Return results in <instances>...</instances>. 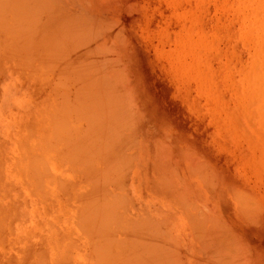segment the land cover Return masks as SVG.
I'll list each match as a JSON object with an SVG mask.
<instances>
[{"label": "rangeland", "instance_id": "rangeland-1", "mask_svg": "<svg viewBox=\"0 0 264 264\" xmlns=\"http://www.w3.org/2000/svg\"><path fill=\"white\" fill-rule=\"evenodd\" d=\"M27 1L22 0L30 9L14 4L0 17L3 34L14 20L12 28L28 27L29 34L36 28L28 46L21 42L36 56L35 75L15 64L0 41V263L28 264L43 250L45 264H58L55 250L79 238L71 224L80 218L83 203L79 198L76 204L78 197L71 194L81 184V157L70 143H78L80 135L95 138L96 130L94 121L85 120L93 109L87 102L89 111L80 112L82 102L74 95L84 76L96 79L91 89H99L105 119L111 118L96 127L101 146L110 152L100 150L108 159L102 164L108 181L101 178L97 196L102 204L107 199L108 213L115 210L114 220L121 222L112 241L129 249L126 264L135 255L137 264H208L207 257L212 264H264V0ZM1 4L0 15L6 14ZM50 69L60 71L51 76ZM57 95L75 102L68 106ZM63 118L68 128L75 126L70 134L78 139H62ZM105 122L111 131L115 124L122 137L109 136ZM34 149L48 166L38 163L40 175L47 169L39 191L27 181L33 170L28 152ZM131 245L137 248L130 251Z\"/></svg>", "mask_w": 264, "mask_h": 264}, {"label": "bare ground", "instance_id": "bare-ground-1", "mask_svg": "<svg viewBox=\"0 0 264 264\" xmlns=\"http://www.w3.org/2000/svg\"><path fill=\"white\" fill-rule=\"evenodd\" d=\"M1 1L2 0H0V4H1ZM13 1V0H12ZM12 1H10V3H7L5 0H4V3L6 2L7 4H3V6H2V4H1V8H3L4 6H6V8H5V10H4V8L2 9V10H4L5 12H6V14L3 12H1L2 14L0 15V17H3V16H7L8 15V10H11V12L14 10V4H15V6H22V0H14L16 3H12L11 4V2ZM13 1V2H14ZM29 1V0H28ZM27 1V2H28ZM35 1V0H34ZM33 1V2H34ZM31 2V1H30ZM33 2L31 3V6H34L35 7V5L33 4ZM35 3V2H34ZM37 3V2H36ZM41 3V2H40ZM40 3H38V4H40ZM26 4V3H25ZM24 3H23V5H25ZM41 5H43V4H41ZM40 6V5H39ZM38 6V7H39ZM30 7V6H29ZM29 7H27V5H25V8H29ZM41 7V6H40ZM30 9V8H29ZM28 10V9H27ZM32 10V9H31ZM34 10V9H33ZM39 10V9H38ZM45 10H47V9H45ZM29 11V10H28ZM41 11H43V10H41ZM32 12V11H31ZM30 13V12H29ZM41 13V12H40ZM39 13V14H40ZM254 13V12H253ZM4 14V15H3ZM33 14L34 13H32V16H33ZM36 15V14H35ZM5 16V17H6ZM30 16V15H29ZM28 16V17H29ZM41 16H42V13H41ZM4 17V19H6ZM36 17V16H35ZM45 17V16H44ZM221 17V16H220ZM27 18V17H26ZM29 19V18H28ZM31 19V18H30ZM33 19V18H32ZM242 20V19H241ZM29 22H31V20H28ZM50 21V20H49ZM48 21V22H49ZM24 22H26V20L24 21L23 20V24H24ZM28 22V23H29ZM32 22H34V21H32ZM12 24H14L15 23V20L14 21H12L11 22ZM38 23V22H37ZM258 23V22H257ZM12 24H10L9 26H10V29L8 30L9 31V33H6L5 34V32H4V34L2 33V31H0V41L3 43V49H4V51H6L7 53H8V57L10 58V59H13V61H15V64L17 63L18 65H19V67H25L26 69H27V71L28 72H30V73H32V74H36V72H35V69L33 68V64H34V60H35V57L33 58V55H35L34 54V52H33V50L30 48V49H28V47L27 48H24V47H26V46H28L29 44H30V41H32V40H30L29 39V37L31 38L32 36H31V32H33L34 30H36V28L34 29V27L32 26V28L34 29L33 31H30V34H29V30H28V32H27V30H25V29H27L28 27H26L25 29L23 28H20L19 26H18V24L16 25V26H13L14 28H12ZM22 24V25H23ZM31 23H29L28 24V26L30 25ZM47 24H49V23H47ZM54 24V23H53ZM89 24H91V23H89ZM251 24V23H250ZM249 24V25H250ZM259 24V23H258ZM32 25V24H31ZM24 26H26V25H24ZM95 26V25H94ZM1 27V26H0ZM36 27V26H35ZM60 28V27H59ZM91 28V27H90ZM98 28V27H97ZM12 29V30H11ZM22 29V30H21ZM38 29H40V28H38ZM60 29H62V28H60ZM99 29V28H98ZM66 31V30H65ZM64 31V32H65ZM89 31L90 30H88V31H85V32H88L89 33ZM95 30L93 29V31L92 32H94ZM242 31V30H241ZM251 31H252V29H251ZM35 32V31H34ZM32 33V35H33V37L35 36V33ZM91 32V31H90ZM36 33H37V31H36ZM40 33V32H39ZM59 33V32H58ZM57 33V34H58ZM63 33V32H62ZM242 33V32H241ZM89 34H91V33H89ZM95 34V33H94ZM3 35V36H2ZM40 35V34H39ZM60 35V34H59ZM61 35H63V34H61ZM61 35H60V37H61ZM75 35V34H74ZM41 36V35H40ZM39 36V37H40ZM43 36V35H42ZM77 36V35H76ZM37 37V36H36ZM53 37H55L54 35H53ZM65 37V36H64ZM74 37V36H73ZM35 38V37H34ZM42 38V37H41ZM70 38V37H69ZM33 39V38H32ZM54 39V38H53ZM86 39V38H85ZM263 39H264V37H263ZM60 40V39H59ZM58 40V41H59ZM79 40H81V39H79ZM178 40V39H177ZM33 41H34V39H33ZM84 41V40H83ZM249 41V40H248ZM1 42H0V44H1ZM21 42H22V44L24 45V47L22 46V44H21ZM61 42H62V40H61ZM76 42V41H75ZM67 43V42H66ZM77 43V42H76ZM248 43V42H247ZM36 44V43H35ZM54 44V43H53ZM58 44H60V43H58ZM57 44V45H58ZM63 44V43H62ZM251 44V43H250ZM250 44H248L249 46H250ZM85 45V44H84ZM1 46V45H0ZM31 46H33V42H32V45ZM53 46V45H52ZM57 47V46H56ZM70 47V46H69ZM59 48V47H58ZM57 48V49H58ZM64 48V47H63ZM1 49V48H0ZM55 49V48H54ZM32 52H31V51ZM52 50V49H51ZM60 50V49H59ZM79 50V49H78ZM35 51V50H34ZM39 51V50H38ZM38 51H37V53H38ZM53 52H54V50H52ZM52 51H50V52H52ZM62 51H65V48L64 49H62ZM72 51V50H71ZM36 52V51H35ZM52 52V53H53ZM51 53V54H52ZM54 53H56V51L54 52ZM55 55V54H54ZM63 55V54H62ZM228 55V54H227ZM2 56V55H1ZM30 56H32V58L30 57ZM68 56V55H67ZM66 56V57H67ZM3 57V56H2ZM65 57V56H64ZM48 58V57H47ZM3 59V58H2ZM66 59V58H65ZM65 59H63V61H65ZM77 59V58H76ZM1 60V59H0ZM2 61V60H1ZM6 61V60H5ZM11 61V60H10ZM62 61V62H63ZM7 62V61H6ZM58 62V61H57ZM57 64V63H56ZM55 64V65H56ZM82 64V63H81ZM10 65H11V63H10ZM35 65V64H34ZM52 65V64H51ZM2 66V65H1ZM0 66V67H1ZM58 66V65H57ZM63 65H61V67H62ZM64 66L65 67H69V66H66V64H64ZM63 66V67H64ZM75 66V65H74ZM17 67V66H16ZM63 67L61 68V69H63ZM64 67V69L65 70H67V68H65ZM49 68H50V66H49ZM58 68V67H57ZM75 68V67H74ZM44 69H48V68H44ZM63 69V70H64ZM69 69V68H68ZM95 69V68H94ZM1 70V69H0ZM55 70H59V69H54V70H52L51 71V69H50V71H48L49 72V74L51 75V76H53V71H55ZM61 71V72H65V74H66V71ZM92 70V69H91ZM60 71V70H59ZM68 71V70H67ZM96 71H98L97 70V68H96ZM76 72V71H75ZM98 72H100V71H98ZM97 72V73H98ZM55 73V72H54ZM74 73V72H73ZM75 74V73H74ZM103 74H104V72H103ZM56 75V74H55ZM62 75H64L63 73H61L60 74V78H62L61 76ZM76 75V74H75ZM84 75V74H83ZM44 81L46 80L45 78L47 77V74H44ZM57 76H58V74H57ZM67 76V75H66ZM89 76V75H88ZM98 76V75H97ZM56 77V76H55ZM69 77H71V76H69ZM79 77V76H78ZM99 77V76H98ZM60 78H58L59 80H60ZM83 78H84V76H83ZM83 78H80V84H78L79 85V87L77 88V94H74L75 96L77 95V97L76 98H78L79 100H80V102H78V103H81L83 106L81 107V105H80V107L82 108L81 110H80V112L83 110V108L84 109H86L84 106L86 105V103L88 102V104L90 105V107L88 108L89 110H90V108L91 109H93L91 112H89V115H88V118H86L85 117V120L87 119L88 121H89V119L93 122H95L94 124H96V126H95V131H94V133L92 132V130L93 129H91L92 127H90L89 129L91 130V134H95L94 136H95V138H92V137H88V139L89 140H86V138H83V136H79L80 137V139H79V141L78 140H75V141H77L78 143H76L75 142V144H74V137L75 136H78L77 134H75V136L73 135V137H72V134H73V131L72 130H75V126H74V129H73V126L71 127V125H69V128L71 129L72 128V130L70 131V129L68 128V122H67V119L65 120V118H63V120H62V122H61V125L60 126H62V129H61V131H62V133H63V136H62V139H63V137H65L66 139H65V141L66 142H71V141H73V142H71L70 144H71V146H70V144L67 146V144H66V146L64 147V148H66V147H69L70 146V149L73 147V145H74V147L72 148L73 149V152H74V150H78V152L79 153H76L77 152V150H76V152H74V153H76L77 155H79L80 157H81V161H80V166H79V168H80V171H78L77 170V172H80V174H81V184H80V186L76 189V190H72V197H74V198H76V196L78 197V201L76 202V204H78V205H80V200H79V198H81L82 199V203L83 204H81V209L82 210H79V212H77V213H80L81 211V215H79L80 216V218L79 219H77V220H75L72 224H71V227L72 228H74V230L76 231V232H79V238L78 239H76V240H66V242H64L63 243V249L62 250H60V251H58V250H55V253H56V257H57V260H58V264H123L124 262V264H126V261H128L127 259H128V257L129 256H131V254H129L130 252H129V249L127 250L126 249V252L124 251L125 249H124V247H125V245L124 246H122V247H120V245L119 244H117V242H113L112 241V238H114V236H115V234H114V229H115V227H117V226H120L121 225V222L120 221H118V219H117V222L114 220V218H116V213H115V210L113 211L112 210V212H110V213H108V208H109V206L108 205H110V204H108L107 203V199H105L104 200V198H101V199H103L104 200V202L105 203H99L98 202V200H99V197L97 196L98 195V190H99V187H100V182H101V178H103V176L105 177V175L107 176V173L105 174V170H104V168H105V164L104 165H102L103 163H106V161L108 160V159H106L104 156V159H103V157H101L100 156V150L102 151V152H104L105 154L108 152V154H110V152L107 150L106 151V148L108 147V145H107V147L104 145L103 147L101 146V142H100V137L102 136L101 135V133H99V130H98V128H96V127H98V125H101V121H102V123H104V119H105V116H106V114H103V105L101 104V102H99L98 101V96H97V92H99V89L97 88V89H95V91L94 90H92L91 88H93V87H96L95 86V82L94 81H96V79H83ZM56 79H57V77H56ZM56 79H55V81H53V82H56ZM83 79V80H82ZM54 80V79H53ZM72 80H73V78H72ZM71 80V81H72ZM87 80H89V82L87 81ZM70 81V80H69ZM68 81V82H69ZM75 81V80H74ZM83 81V82H82ZM98 81V80H97ZM117 81V80H116ZM46 82V81H45ZM52 82V81H51ZM52 82V83H53ZM57 82H58V80H57ZM56 82V83H57ZM67 82V84H69V86H70V83H68ZM77 82L79 83V79H77ZM94 83V84H93ZM47 85L49 84V83H46ZM51 84V83H50ZM55 83H53V85H54ZM71 84H73V83H71ZM75 84H76V81H75ZM84 85V87H83V85ZM98 84V83H97ZM101 84V83H100ZM77 85V84H76ZM94 85V86H93ZM51 87H52V85H50ZM55 86V85H54ZM69 86H67V87H69ZM72 86V85H71ZM70 86V87H71ZM56 87H61L60 85H57ZM67 87H65V88H67ZM73 88H75V86H72ZM72 88V89H73ZM61 89V88H60ZM68 89V88H67ZM71 89V90H72ZM70 90V89H69ZM48 91V90H47ZM50 91V90H49ZM60 91H63V90H60ZM72 91H74V90H72ZM72 91H71V93H72ZM110 92H111V90H109ZM113 91V90H112ZM116 91V90H115ZM53 92V91H52ZM64 92V91H63ZM65 92H66V90H65ZM65 92H64V95H66L65 94ZM69 92V91H68ZM96 92V93H95ZM70 92H69V94L70 95H72ZM75 93V92H74ZM102 93V92H101ZM113 93V92H112ZM58 94V93H57ZM106 94H107V91H106ZM115 94V93H114ZM61 95V94H60ZM63 95V94H62ZM101 95V94H100ZM111 95V94H110ZM57 96H59V95H57ZM68 96V95H67ZM96 96V97H95ZM102 96H103V94H102ZM105 96V95H104ZM112 96V95H111ZM60 97V96H59ZM64 96H62V98H63ZM117 97V96H116ZM72 98V97H71ZM100 98H102L103 99V97H100ZM105 98V97H104ZM113 98V97H112ZM60 99H61V97H60ZM77 99V100H78ZM108 99V98H107ZM121 99V98H120ZM62 100V99H61ZM70 100V99H69ZM101 100V99H100ZM119 100V99H118ZM64 101H66V102H64ZM73 100H70V102H72ZM62 102L63 103H66V104H68V106H70L72 103H70V102H67V98H64V100H62ZM73 102H75V101H73ZM74 104H76V103H74ZM100 104L102 105V109H99V107H100ZM104 104V103H103ZM105 104H106V102H105ZM104 104V105H105ZM108 104V103H107ZM110 104V103H109ZM116 104V103H115ZM65 105V104H64ZM77 105V104H76ZM111 105V104H110ZM78 106V105H77ZM76 107V106H75ZM105 107H106V105H105ZM111 107V106H110ZM123 107V106H122ZM88 109H86L85 111H89ZM106 109V108H105ZM261 110H263V108H260ZM54 110V109H53ZM65 110L67 111L68 110V108H66V106H65ZM72 110V109H71ZM78 110V109H77ZM100 110V111H99ZM105 111V110H104ZM51 112V111H50ZM82 113H85V112H83L82 111ZM112 113V112H111ZM50 114H52V116L54 117V111H53V113H49V116H50ZM109 114V113H108ZM70 115V114H69ZM105 115V116H104ZM83 116H84V114H83ZM81 117V118H84V117ZM111 116V115H110ZM71 117H73V116H71L70 115V120H71ZM126 117V116H125ZM125 117H124V119H125ZM110 119L111 118H109L108 120L110 121ZM75 120V119H74ZM86 120V121H87ZM105 120H107V119H105ZM107 120V121H108ZM120 120V119H119ZM51 121H52V119H51ZM55 121V120H54ZM59 121H61V118H60V120ZM70 122V121H69ZM72 122V121H71ZM70 122V123H71ZM77 123V122H76ZM84 123V122H83ZM106 123V122H105ZM72 125L74 124V123H71ZM78 124V123H77ZM85 124V123H84ZM111 124V123H110ZM118 124V123H117ZM91 125V124H90ZM107 127H105V126ZM104 125H102V127L101 126H99V128H104V132H105V134H106V132H107V130L106 129H108L109 131H111V129H112V127H110L111 125H107V123L106 124H104ZM30 126V125H29ZM32 126V125H31ZM51 126H52V123H51ZM67 126V127H66ZM80 126H81V124H80ZM112 126H113V124H112ZM263 126V125H262ZM52 127H54V125L52 126ZM51 127V128H52ZM82 127V126H81ZM85 127H87V126H85ZM31 128V127H30ZM29 128V129H30ZM78 128H79V125H78ZM106 128V129H105ZM110 128V129H109ZM119 128V127H118ZM27 129H28V127H27ZM34 129V128H33ZM69 129V130H68ZM80 130H81V128H79ZM113 129H115V130H112L111 132H113L114 131V133H109V131H108V134H109V136L111 135V134H114L115 135V133H116V135H121V133L119 132H117L118 131V129L117 128H115V124H114V128ZM77 130V129H76ZM106 130V131H105ZM131 130V129H130ZM119 131H120V128H119ZM29 132V133H28ZM28 132L26 131V133H28V134H32L33 133V131H32V129H31V131L30 130H28ZM52 132H54L55 134H56V132H58V131H54V130H52ZM10 133V132H9ZM53 133V134H54ZM70 133H72V134H70ZM74 133H79V132H75L74 131ZM86 133H88V132H86ZM133 133V132H132ZM54 134V135H55ZM64 134H65V136H64ZM82 134H84V133H82ZM89 134V133H88ZM33 135V134H32ZM50 135V134H49ZM59 135V134H58ZM52 136V135H51ZM113 136V135H112ZM111 136V137H112ZM130 136V135H129ZM35 137V136H34ZM57 136L55 135V138H56ZM71 138L70 140L68 139V141H67V138ZM86 137V136H85ZM115 137V136H114ZM119 137H122V136H119ZM118 137V138H119ZM46 141H47V139L45 138V137H43ZM53 138V137H52ZM72 138H73V140H72ZM75 138H77V137H75ZM92 138V139H91ZM43 139V140H44ZM49 139V141L51 142V144H50V146L52 147V144H54V145H56V147H57V144H55V142L56 141H59L58 140V137H57V139H50V138H48ZM59 139H60V137H59ZM78 139V138H77ZM91 139V140H90ZM114 139V138H113ZM116 139V138H115ZM120 139V138H119ZM44 140V141H45ZM54 140V141H53ZM122 140H124V139H120L119 141H122ZM41 141V140H40ZM45 141V142H46ZM65 141H62V142H64L65 143ZM109 141H111V140H109ZM116 140H114V143L116 144L117 142H115ZM118 141V142H119ZM54 142V143H53ZM61 142V141H60ZM59 142V143H60ZM68 142V143H69ZM91 142H93L94 143V147H93V145L91 146ZM57 143V142H56ZM73 143V144H72ZM113 143V142H112ZM119 143H122V142H119ZM24 144H25V146H27V147H29L28 146V141H26L25 140V142H24ZM47 142H46V144H45V146H46V148L48 147L47 146ZM118 144V143H117ZM116 144V145H117ZM65 145V144H64ZM75 145H76V147H75ZM103 145V144H102ZM119 145V144H118ZM121 146H123L122 144H120ZM114 146V145H113ZM51 147H49V148H51ZM49 148H47V149H49ZM61 148H63V147H61ZM60 148V149H61ZM76 148V149H75ZM117 148V147H116ZM119 148V147H118ZM57 150L59 149L58 147L56 148ZM71 149V150H72ZM91 149V150H90ZM95 151H94V150ZM108 149V148H107ZM113 150H114V148H112ZM36 149H34V150H29V152H28V165H30V163H32L30 166H32V168H33V170H32V173L29 175V179L27 178V181H29V182H31V184H35L36 185V189H37V191H39V190H42L41 189V187H43L44 185H43V180H39V178H42L43 177V175H45V171L47 170H45V168H44V173H42V175H40L39 174V166H38V163L39 164H41L42 166H44L43 164H44V162H43V158H42V160H41V155L39 156V157H37V156H35L34 154H36V153H34V151H35ZM56 150V151H57ZM71 150H69L70 152H72ZM93 150V151H92ZM98 150V151H97ZM106 152H105V151ZM28 151V150H27ZM54 151V150H53ZM59 151V150H58ZM88 151H90L89 153L90 154H88ZM114 151H117L116 149L114 150ZM72 152V153H73ZM97 152H99L98 154H97ZM61 153H62V151H61ZM69 154H71V153H69ZM69 154H68V156H69ZM20 155H22L21 153H20ZM47 155V154H46ZM76 156V155H75ZM21 157V156H20ZM53 157V156H52ZM71 157H74V154L73 155H71ZM91 157V158H90ZM107 157V156H106ZM39 160H38V159ZM76 158V157H75ZM131 158V157H130ZM67 159V158H66ZM78 159V158H77ZM76 159V160H77ZM90 159H91V161H90ZM133 159H135L134 157H133ZM23 160H24V158H23ZM35 160H36V162H35ZM41 160V162H38V161H40ZM48 160V159H47ZM76 160H75V162H76ZM44 161H45V159H44ZM72 161V160H71ZM132 161V160H131ZM130 161V162H131ZM35 162V163H34ZM42 162H43V164H42ZM47 162V161H46ZM37 163V165L36 166H34L35 164ZM49 163V161L46 163V165ZM124 163V162H123ZM122 163V164H123ZM34 164V165H33ZM95 164H96V166L98 167V165H99V167H98V169H97V167H95ZM126 164V163H125ZM128 164H129V162H128ZM23 165V164H22ZM69 165V164H68ZM100 165H102V168H101V166ZM107 165H109L108 164V162H107V164H106V166ZM132 165V164H131ZM164 165V164H163ZM57 166H58V164H57ZM71 166V165H70ZM117 166V165H116ZM119 166V165H118ZM125 166V165H124ZM44 167H48V166H44ZM107 167H109V168H112L113 169V166L112 165H109V166H107ZM130 167H132V166H130ZM99 170L100 172H98L97 170ZM100 168V169H99ZM108 168V169H109ZM49 169V168H48ZM103 169V170H102ZM110 170V169H109ZM108 171V170H107ZM124 171V170H123ZM197 171V170H196ZM48 172V171H47ZM46 172V174H48ZM50 172V171H49ZM70 172H71V170H70ZM102 172V173H101ZM109 172V171H108ZM121 172V171H120ZM200 172V171H199ZM73 173H76V172H73ZM72 173V174H73ZM122 173V172H121ZM201 173V172H200ZM105 174V175H104ZM22 175V174H21ZM51 175V174H50ZM71 175V174H70ZM127 175V174H126ZM205 175V174H204ZM40 176H42V177H40ZM125 176V175H124ZM73 177H75L74 176V174H73ZM109 177V176H108ZM110 177H111V175H110ZM106 179H107V181H108V178L107 177H105ZM105 178H103V180L106 182V179ZM61 179L59 178V181H60ZM79 180V179H78ZM40 181V182H39ZM65 183H67L66 181V179L65 180H63ZM70 181V180H69ZM68 181V182H69ZM73 181V180H72ZM77 182V185H78V182L79 181H76ZM39 183H41V184H39ZM74 183H75V180H74ZM107 183V182H106ZM168 184V183H167ZM166 184V185H167ZM40 185H41V187H40ZM76 185V184H75ZM57 188V187H56ZM60 188V187H59ZM104 188V187H103ZM102 189V188H101ZM102 192V191H101ZM114 192V191H113ZM70 194H68V197H70L69 196ZM101 196H102V194H101ZM104 197H105V195H103ZM102 196V197H103ZM236 196H239L238 194L236 195ZM248 196V195H247ZM66 197V196H65ZM58 198V197H57ZM61 198V197H60ZM247 198V197H246ZM72 199V198H71ZM181 199V198H180ZM239 199V198H238ZM236 200L235 199V201L237 202L238 201V203H239V200ZM244 199V198H243ZM249 199H251V198H249ZM64 200H68V198L67 199H64ZM70 200V199H69ZM241 200V199H240ZM62 201V203H63V200H61ZM71 201V200H70ZM242 201V200H241ZM66 202V201H65ZM98 202V203H97ZM97 203V204H96ZM70 204V203H69ZM69 204H65L66 206H69ZM252 204V203H251ZM255 204V203H254ZM74 205V204H73ZM107 205V206H106ZM256 205V204H255ZM71 206V205H70ZM241 206V205H240ZM239 206V207H240ZM257 206V205H256ZM76 207H78V206H76ZM80 207V206H79ZM210 208V207H209ZM241 208H243L242 206H241ZM248 208V207H247ZM247 208H245V210L247 209ZM251 208V209H250ZM250 208H248L249 210H252L253 208L252 207H250ZM256 208V207H255ZM71 209V208H70ZM74 209H76V208H74ZM112 209H114L113 207H112ZM258 209V208H257ZM243 211H244V209H242ZM260 210V209H259ZM111 211V210H110ZM248 211V210H247ZM257 211V210H256ZM193 212H195V210L193 211ZM251 212V211H250ZM249 213V212H248ZM192 215V214H191ZM246 215V214H245ZM253 215V214H252ZM248 216V215H247ZM78 217V216H77ZM76 217V218H77ZM76 218H74V219H76ZM210 220V219H209ZM214 220H216V219H214ZM213 220V221H214ZM250 220V219H249ZM160 221V220H159ZM246 221V220H245ZM136 222V221H135ZM166 222V221H165ZM215 222H217V221H215ZM117 223L119 224V225H117ZM131 223H132V220H131ZM162 223V222H161ZM164 223V222H163ZM10 224V223H9ZM9 224H7V226H9ZM216 224V223H215ZM38 226H39V228H40V223H38ZM163 226H164V224H163ZM213 227V226H212ZM1 228V227H0ZM55 229H57V228H55ZM123 229V228H122ZM9 230V229H8ZM41 230V229H40ZM120 230H121V227H120ZM143 230V229H142ZM163 230V229H162ZM165 230V229H164ZM170 230V229H169ZM208 230V229H207ZM10 231V230H9ZM166 231H168V229L166 230ZM171 231V230H170ZM1 232H3L2 230L0 231V235H1ZM122 232V231H121ZM219 232V231H218ZM223 232V231H222ZM123 233V232H122ZM206 233V232H205ZM130 234H132V233H130ZM151 234V233H150ZM207 234V233H206ZM219 234V233H218ZM26 235V234H25ZM119 235V234H118ZM134 235V237H136L135 236V234H133ZM215 235V234H214ZM126 236V235H125ZM3 237V236H2ZM1 237V238H2ZM22 237V236H21ZM132 237V236H131ZM58 238V237H57ZM208 238V237H207ZM217 238V237H216ZM226 238H228L227 236H226ZM127 239V238H126ZM130 239V238H129ZM19 240V239H18ZM133 240H134V243H135V239L133 238ZM148 240V239H147ZM159 240V239H158ZM149 241V240H148ZM234 241V240H233ZM14 242V241H13ZM145 242H146V240H145ZM161 242V241H160ZM235 242V241H234ZM137 243V242H136ZM135 243V245H137ZM153 243V242H152ZM17 244H19V243H17ZM148 244V243H147ZM158 244V243H157ZM234 244V243H233ZM2 245L4 246V244H3V242H2ZM126 245H127V242H126ZM143 246H145V245H143ZM234 245H232V247H233ZM40 247V246H39ZM59 247H60V245H59ZM130 247V251L134 248V247H136V246H129ZM129 247H126V248H129ZM231 247V248H232ZM42 247H40L39 249H41ZM121 248H123V249H121ZM132 248V249H131ZM137 248V247H136ZM3 249H7V247H3ZM43 249V248H42ZM135 249V248H134ZM218 249H220V248H218ZM11 250V249H10ZM12 250H14V249H12ZM28 250V249H27ZM30 250H31V248H30ZM35 250H37V249H35ZM124 252H123V251ZM137 250V249H136ZM136 250H135V253H136ZM164 250V249H163ZM15 251V250H14ZM29 251V250H28ZM32 251V250H31ZM38 251V260H37V258L36 257H34V258H36V261H39L41 264H42V261L41 260H44V258L46 257V255H45V257H43V255H44V252H43V250H41V251H39V250H37ZM127 251H128V253H127ZM134 251V250H133ZM232 251V250H231ZM9 252V251H8ZM17 254H19L18 252H17V250L15 251ZM20 252V251H19ZM25 252H26V250H25ZM41 252H43L42 254H41ZM161 252V251H160ZM215 252H216V250H215ZM12 253V252H11ZM29 253H30V255H31V253L32 252H26V254H28L29 255ZM129 254L128 255V257H127V254ZM132 254H133V252H131ZM205 253H207V252H205ZM229 253V252H228ZM228 253H227V256L229 257V255H228ZM5 254V253H4ZM137 254V253H136ZM182 254H184V253H182ZM181 254V255H182ZM29 255V256H30ZM42 255V256H41ZM232 255H233V253H232ZM28 256V257H29ZM179 256H180V252H179ZM210 256V255H209ZM42 257V258H41ZM132 257V256H131ZM131 257H129V258H131ZM135 257L137 258V255H135ZM12 258H15V257H12L11 256V258L10 259H12ZM117 258H120V259H117ZM136 258H135V260L133 261V263L131 262V263H129V264H137V262L138 261H136ZM206 258V257H205ZM207 258H209V257H207ZM206 258V260L208 261L207 263L208 264H212V262H210L209 263V260ZM216 258V257H215ZM19 259H20V254H19ZM29 259H32L31 258V256H30V258ZM29 259H27V257H26V260H28L29 261ZM47 259V258H46ZM133 259V258H132ZM214 259V258H213ZM17 260V259H16ZM15 259H14V261L13 260H11L10 262H12V264H15V262H17ZM33 260V259H32ZM32 260L31 261H29V263L27 262V261H25V262H27L28 264H30V262H31V264L32 263H35L36 261H33L32 262ZM35 260V259H34ZM123 260H125V261H123ZM131 260V259H130ZM137 260H138V258H137ZM187 260V259H186ZM1 261V260H0ZM123 263H122V262ZM201 261V260H200ZM203 261V260H202ZM201 261V262H202ZM7 262H9V261H7ZM9 262V263H10ZM19 262V261H18ZM18 262H17V264H18ZM39 262H37V264H40ZM130 262V261H129ZM214 262L216 263V261L214 260ZM43 263L45 264V263H47L45 260L43 261ZM128 263V262H127ZM203 263H205L204 261H203ZM1 264V263H0ZM19 264H21V263H19ZM176 264V263H175ZM189 264V263H188ZM198 264V263H197Z\"/></svg>", "mask_w": 264, "mask_h": 264}]
</instances>
